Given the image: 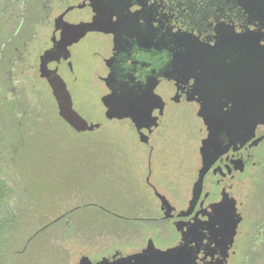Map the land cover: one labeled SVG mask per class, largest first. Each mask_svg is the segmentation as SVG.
Instances as JSON below:
<instances>
[{"label": "flooded vegetation", "instance_id": "1", "mask_svg": "<svg viewBox=\"0 0 264 264\" xmlns=\"http://www.w3.org/2000/svg\"><path fill=\"white\" fill-rule=\"evenodd\" d=\"M50 1H38L36 18L30 4L23 6L20 19L15 12H0L1 17H7L0 24H4L0 29V59L3 52L9 50L5 53L7 57H13L17 76V68L22 70L24 62L32 55L36 36L34 27L42 26L46 37L37 56L39 74L45 57L47 68L56 71L66 84L74 110L88 123L85 106L91 98L77 90L83 71L90 70L105 92L101 93L99 100L106 119L107 109L102 102L105 97L116 95L127 112L134 110L142 99L138 108L141 112L149 111L142 115L145 120L159 119L152 134H142L143 137L137 134L140 143L151 152L156 138L176 139L181 135L176 133L181 130L179 121L183 118L189 115L190 122L197 119L198 130L204 137L197 151L199 168L187 206L178 211L165 197L175 215L167 218L160 201L163 219L171 222L176 242L167 248L156 246L152 239L147 244L152 242L161 251L172 249L178 246L182 237L175 223L191 222L195 225L192 229L195 230L196 245L202 243L198 263L210 256L219 238L223 239L216 234L218 231H229L226 235L231 239L234 237L230 253L236 252L237 243L248 238L243 211L246 205L244 192L247 181L255 179L258 165L264 159V123L256 125L253 135L247 132L243 145L236 142L240 129L230 86L235 83L234 72L229 71L225 63L226 48H219L217 44L225 43L219 41L222 35L231 38L232 35L240 37L256 32L259 23L249 21L239 5L240 0H80L65 5L58 14L52 15ZM71 9L76 10L67 16L74 15L69 21L65 15ZM64 22L69 26L57 32ZM88 25L96 30L88 31ZM41 79L48 84L46 79ZM13 84L16 88V83ZM195 88L198 99L193 98ZM71 89L77 91V98ZM178 106L184 107L185 113L178 114ZM204 117L209 118L222 142L218 148L201 149L211 132ZM109 121H127L135 127L129 115L122 120ZM93 125L100 126L95 131L102 127L101 124ZM147 126L145 132L151 129L152 122ZM162 129L166 131L164 134L160 132ZM205 160L210 166L203 176L198 195L196 186ZM149 173H152L150 167ZM150 175L147 184L157 196ZM230 216L231 223H226ZM204 223L211 225H202ZM263 239L264 222H261L253 237L254 246H260ZM144 248L130 254L115 253L105 259L114 262L116 258L140 253Z\"/></svg>", "mask_w": 264, "mask_h": 264}, {"label": "rangeland", "instance_id": "2", "mask_svg": "<svg viewBox=\"0 0 264 264\" xmlns=\"http://www.w3.org/2000/svg\"><path fill=\"white\" fill-rule=\"evenodd\" d=\"M38 1L0 0V12H15L20 19L23 6L35 8ZM79 1L51 0V15ZM6 18L0 16V24ZM34 30L32 55L22 70L17 68V76L13 57L6 54L9 50L0 59V175L13 182L11 177L17 173L13 157L18 145L23 146L19 151L27 153L23 157L30 162L35 196L40 195L41 211L51 228L29 255L17 254L12 259L1 252L0 264H79L84 257L101 260L115 253L137 252L148 246L149 239L161 248L172 246L177 236L171 222L163 219L160 200L147 184L149 167L150 183L158 193L178 211L186 208L204 137L198 120L190 122L189 115L183 118L176 133L181 135L156 138L151 152L140 143L132 123L106 119L99 100L105 92L86 70L77 90L91 98L85 106L89 124L102 127L77 133L60 117L52 89L40 77L37 56L46 31L36 25ZM71 90L77 98V91ZM7 105L12 106L9 114ZM176 108L178 114L185 113L184 107ZM255 175L244 192L248 238L237 243L233 252L237 260L232 264H264V239L260 246L253 243L257 226L264 222V159Z\"/></svg>", "mask_w": 264, "mask_h": 264}, {"label": "water", "instance_id": "3", "mask_svg": "<svg viewBox=\"0 0 264 264\" xmlns=\"http://www.w3.org/2000/svg\"><path fill=\"white\" fill-rule=\"evenodd\" d=\"M239 5L245 11L250 22L259 23L258 30L240 37L232 35L231 38H227V36L221 34L222 36L219 38V41L225 43L217 44V47L226 48L225 57L227 58V62L225 63L228 64V70L234 72L232 78L235 83L230 86L232 87V99L236 101L237 105L235 116L238 119V128L240 129V134L236 136V142L240 141L243 145V143L246 142L244 137L247 132L253 135L256 125L264 123V0H240ZM75 10L76 9H71L68 11L65 17ZM73 17L74 15L66 19L71 21ZM68 26L69 23H62L57 28V32L64 31ZM94 30L96 29L88 25V31ZM212 50H215V48ZM44 58L45 57H43L40 67V76L48 81L52 89V94L57 102L60 117L77 133L93 132L95 129H99V125L89 124L74 110L72 98L66 84L56 71H50L47 68V63L44 62ZM240 73L242 74L238 75ZM196 90V88L193 90V98L198 99V95L195 94ZM142 101L141 99L136 103V108L134 110L130 109V111L127 112L121 105L122 101L114 94L102 100L103 105L107 109L106 116L109 120H122L129 115L136 127L137 133L143 137L142 134H152L159 123V119L154 118L150 121L145 120L138 108ZM232 117H234V115ZM204 118L206 119V123L210 125L209 129L211 132L208 139L204 141L201 149L218 148L222 142H220L219 137L216 136V130L213 129V126L210 124L209 118ZM150 122H152L151 129L145 132V129L148 128L147 124ZM242 132L243 134H241ZM204 165L205 166L200 171L201 179L196 186L198 195L201 190L203 176L207 173L210 166L207 164L206 160L204 161ZM157 196L162 203L167 218H173L175 216L174 210L169 206L166 198L158 193ZM231 216H233V214H231ZM231 216L230 220L226 221V223H231ZM190 223H175L182 237L178 246L172 249L161 251L157 249L152 242H149L148 246L140 253L116 258L114 262H110L104 258L98 263H94L88 257H84L80 260L79 264H232L235 259L233 252L230 253V250L232 249L231 241L234 240V237L231 239L226 235L229 231L216 232V234L223 239L220 240L221 238H219L210 256H208L206 260L203 259L202 263H198L197 256L200 252L199 250L201 249L202 243L200 242L201 244L196 245L195 230L192 229L195 228V225ZM234 223L236 224V221ZM207 224L211 225L209 223H204L202 225L206 226ZM231 231L232 233L235 232V230ZM201 241H203V239Z\"/></svg>", "mask_w": 264, "mask_h": 264}, {"label": "trees", "instance_id": "4", "mask_svg": "<svg viewBox=\"0 0 264 264\" xmlns=\"http://www.w3.org/2000/svg\"><path fill=\"white\" fill-rule=\"evenodd\" d=\"M5 109L8 114L12 112L11 105H7ZM2 114L6 115L5 110ZM18 147V153L13 157L17 171L14 179L11 177L13 182L0 175V253H8L12 259L17 254H24V257L29 255L36 242H40L51 228L49 219L41 211L42 199L39 198L40 195L35 196L30 162L23 157H27V153L23 155L19 151L23 146L19 144Z\"/></svg>", "mask_w": 264, "mask_h": 264}]
</instances>
